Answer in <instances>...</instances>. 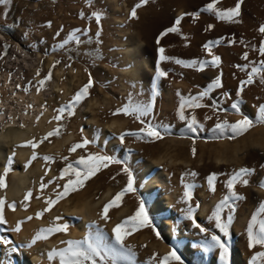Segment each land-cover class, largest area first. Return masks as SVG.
Masks as SVG:
<instances>
[{
	"label": "rangeland",
	"instance_id": "374dc122",
	"mask_svg": "<svg viewBox=\"0 0 264 264\" xmlns=\"http://www.w3.org/2000/svg\"><path fill=\"white\" fill-rule=\"evenodd\" d=\"M138 3L140 0H11L8 5H0V100L5 91H14L11 97H16L13 85L16 78L19 80L17 91L35 92L44 98L42 103L49 110L44 127L49 128L45 132V128H39L22 145L28 141L38 142L58 126L60 128L59 135L48 137L35 149L22 146L30 151L22 170L30 180L26 193L31 192V196L28 200L24 196L20 201H9L5 194L1 195L6 199L3 215L7 223L0 225V264H22L26 256H37L40 259L38 264H59L58 259L50 262L48 253L62 249L60 241L65 235L74 234L82 221L79 213L66 210L72 211L74 205L78 206L88 198L94 205L100 202L96 216L83 227V240L101 230L106 242L114 244L113 228L133 216L143 200L160 235L158 238L152 227H142L126 236L123 243L134 253L132 264H160L178 241L181 245L179 254L185 264H220L219 251H206L202 242L210 241L212 234L220 235L215 220L210 217L228 194L227 180L240 168L254 169L255 172L249 178L248 186L235 187L245 199L235 202L230 236L225 238L230 246L229 264H248L255 253L264 251L260 246L249 250L247 238L249 222L264 201V189L258 186L264 180V167H261L264 165V123L257 122L258 108L264 104V83L257 78L237 95L251 66L264 59L258 52L261 41H264V34L258 31L264 25V0H243L240 15L235 17L238 22L217 20L214 13L202 11L213 0H148L147 4L136 9V16L132 18V9ZM236 3L237 0H220L215 7L226 10ZM94 12L102 14L99 25L94 18L89 19ZM193 14L198 17L194 18ZM181 16L183 18L176 25ZM49 22L50 27L47 26ZM209 25H212L211 29ZM173 26L178 32L161 36ZM74 29L89 30L87 35L80 36L85 42L79 46L70 42L63 49L58 48L57 45ZM97 31L101 33L99 43ZM135 38L144 44L141 60L147 62V74L140 73L133 78L131 72L137 66L132 59L133 62H125L124 50L136 44L138 39ZM213 41L220 43L212 44L209 54L205 45ZM160 48L164 49L163 55L171 59L161 61ZM245 53L247 60L242 59ZM212 56L220 57L219 66H207L202 71L175 63L176 59L211 61ZM245 65L248 68L241 70ZM158 67L166 76L157 78ZM59 71V90H51ZM89 75L93 84L87 96L76 105L72 116L65 113L58 124L53 119L58 114L57 109L72 101L88 84ZM218 75L222 87L201 99L202 107H186V119L180 120L177 115L180 96L198 97ZM46 77L50 78L37 92L38 82ZM153 89L158 95L153 96ZM130 96L138 102L152 103V113L145 119L168 126L167 132L160 129L162 138L137 139L126 135L121 144L119 137L122 133H135L143 127L130 115L114 114L129 102ZM213 102L218 107L214 108ZM233 103H239L240 114L234 113ZM244 116L251 119L254 126L242 135L233 137L230 131L222 132L215 127L218 122L235 123ZM192 117L197 121L195 130H190L187 124ZM67 138L71 139L64 143ZM82 138L95 142L70 153L71 146L81 143ZM33 152L36 159H32ZM89 153L112 156L121 163L102 168L81 188L70 192L44 212L48 207L45 200H54L69 179L68 176L59 179L61 171L69 162L81 156L86 158ZM9 157H12L11 170L5 177L4 188L9 186L16 169L15 155ZM43 157L52 160L45 161ZM158 160L160 163L151 167V163ZM5 166H0V170ZM124 167L133 174L135 191L124 195L118 208L109 210L107 220L101 219L104 206L127 185L128 177L122 171ZM193 172L197 174L195 177L190 175ZM3 173L4 170L0 171V175ZM160 174L164 186L157 183L152 191H145L151 180ZM213 174L216 177L214 192L208 185V177ZM41 183L47 187L41 189ZM185 184L194 185L191 200L187 203L183 202ZM159 199L167 205L163 212L156 213L152 205ZM8 204H14L15 210H10ZM189 206L195 209L193 219L206 232L202 233L193 226V220L187 218ZM17 209L23 211L19 217H16ZM37 213L43 214L37 218ZM228 215L229 209L225 207L221 219L227 222ZM56 217L61 219L56 221ZM262 218L258 216V220ZM18 222L20 231H13ZM38 222L49 227L67 223L70 227L67 233L55 232L28 247L42 229L37 226ZM5 240L10 243H3ZM48 240L54 245L47 246ZM13 248L16 251H12Z\"/></svg>",
	"mask_w": 264,
	"mask_h": 264
},
{
	"label": "snow or ice",
	"instance_id": "6c2138e0",
	"mask_svg": "<svg viewBox=\"0 0 264 264\" xmlns=\"http://www.w3.org/2000/svg\"><path fill=\"white\" fill-rule=\"evenodd\" d=\"M220 0H213V3H210L206 6L205 9L202 11H208L211 13H214L217 20H223L225 22H238L235 20V17H238L240 15V8L241 4L243 3V0H237V3L234 7L221 10L215 7V4L219 3ZM11 3V0H0V5H8ZM148 3V0H140V3L136 4L131 12V17L135 18L136 16V9L144 6ZM81 18H84V14L81 13ZM194 18L198 17V14H193ZM95 19L97 25L100 24V21L102 19V14L100 12H94L89 19ZM183 17L177 18L175 24L178 25L180 23V20ZM47 26H51V23ZM212 25H209L208 28L211 29ZM88 29H84L83 31L81 29H74L69 35L57 45L58 48L63 49L65 46H67L70 42H74L77 46H79L81 43H84L85 41H82L80 36L81 35H87ZM258 31L261 34H264V25H261V27L258 29ZM168 32H178V28L173 26L171 28H168L164 33H161V36L166 35ZM100 31H97L96 37H97V43H99V36ZM59 35V33H57ZM90 42V41H88ZM157 43H159V38L157 40ZM220 41H213L209 44L205 45V48L209 51V54H211V47L212 44H219ZM243 43V42H242ZM160 60H168L171 59L169 57H166L163 55L164 49L160 48ZM259 55L261 57H264V41H261L259 48H258ZM247 53L244 54L242 59L247 60ZM175 63L183 66V67H194L198 71H202L205 67L211 66V67H218L220 64V57L218 56H212L211 61H183L176 59ZM248 68V65H245L243 69L245 70ZM39 74V73H37ZM166 76V73L161 71L159 67L157 68V78ZM50 77H46L44 80H41L38 82L37 92H39L47 79ZM259 78L261 83H264V59L259 61L258 64H253L251 66V70L247 72V79L244 81H241V87L237 92V95L239 96L243 88L247 85H250L255 82V80ZM93 80L91 76L89 75V81L88 84L84 86L79 92L76 93V95L72 98V101L62 106L60 109H57V115L53 117L55 121L59 122L63 119V116L65 113L70 117L74 114V109L76 105L87 96L89 88L92 87ZM222 87L221 84V77L218 75L207 87V89L200 92L198 97H189L185 98L183 96H180L179 93H177L178 96H180V107L178 109L177 115L178 118L182 121L186 119L184 115V110L186 107L189 108H198L202 107L203 105L199 103L201 99L208 96L209 93L216 89ZM25 92H27V88L25 89ZM158 95V92L156 89H153V96ZM227 96V93L224 94ZM213 107H218L215 102H213ZM231 108L233 109L235 114H240L241 109L239 103H233L231 105ZM153 110V105L151 102L145 104L142 102H138L132 99V97H129V102L122 106L120 109H117V112L114 114H123L126 116H132L136 121H139L142 123L143 127L135 133H122L119 137L121 144L124 142V138L126 135L135 136L137 139H143L145 137L151 138L153 140L162 138L161 134V128H163L164 132L168 131V126L163 125H156L150 120H146ZM37 120H39V117H37ZM257 122L258 123H264V104L260 105L258 108V115H257ZM188 128L190 130H195V127L197 125V121L195 117H192L190 120L187 121ZM254 126L253 121L249 119L247 116H244L242 119L237 120L235 123H229L228 121L218 122L216 124V129L221 130L222 132L224 130L230 131L232 133L233 137L239 136L247 132L250 128ZM60 134V128L59 126L54 129L52 132H49L46 136L42 137L40 141L33 142L28 141L26 145H19V146H31L33 149H35L38 145V143H43L44 140H47L48 137L59 135ZM94 140H89L86 138H82L81 143H76L71 146L69 149V152H75L77 149L80 148H86L89 144H93ZM15 153L13 152V156ZM32 159H36L35 152H33ZM45 161H51V157H43ZM65 160H67V157H64ZM11 163H12V157H9L8 164L5 166L3 175H0V189H3L6 187L5 184V177L11 170ZM31 163V160L29 161V164ZM111 163H121V161L117 160L116 158L108 155H104L101 153H89L87 157L84 156L79 157L77 160L73 162H69L66 167L61 171L59 179H63L65 176H68L69 179L63 186V191L56 193V198L53 199H46L45 203L48 205L43 211L47 212L50 210V208L59 200L65 198L70 192L76 191L79 188H81L84 183L91 179L94 175H96L97 172H99L102 168L108 167ZM27 167V165H26ZM261 167H264L262 165ZM124 174L127 175V185L124 189H122L119 193L116 194V196L109 201L108 204H106L103 208V211L101 212V219L107 220L108 219V212L112 208H118L120 206L121 199L124 195H126L129 192L135 191L134 189V179L133 174L129 170L128 167H124L122 169ZM254 169L249 168H240L239 170L235 171L229 179L226 182V187L228 189V194L220 201V203L216 206L215 211L213 212L212 217L210 219L215 220V227L219 230L220 235L212 234L210 241L202 242V244L205 247L206 251H219V262L220 264H229V255H230V246L228 239L229 234V227L233 220L232 213L235 212V202L242 201L245 199L244 196L238 194L235 191V187L237 185L241 186H248L250 184V177L254 174ZM47 174V173H45ZM192 177H195L196 173H190ZM72 177H75L74 179ZM216 177L215 174L208 177V185L210 191H215L214 187V181ZM261 189H264V180H261L259 185ZM47 187L46 184L41 183L40 188L44 189ZM194 185L192 184H185L184 185V193H183V202L187 203L191 200L192 197V189ZM31 196V192L27 193L25 195V200H28ZM39 198V197H37ZM5 205V199L3 197H0V225L6 224L7 221L4 218L3 215V207ZM7 207L10 210H15L14 204H8ZM26 207V205H25ZM198 207V206H197ZM227 207L229 209V215L227 218V222L223 221L221 219V211ZM187 212V218L193 220V226L200 229V231L206 232V229L201 227L199 224L195 222L193 219V213L195 212V209L191 206L188 207L186 210ZM43 213H37V218H39ZM258 216L264 217V201H262L258 207L257 213H255L249 222V226L247 229V238H248V247L249 250H251L253 247L260 246L261 248H264V218L258 220ZM28 219H32V217H29ZM61 218L56 217V221H59ZM55 224V222H53ZM70 225L67 223L59 225V226H50L46 229H41L37 232V234L33 237L31 243L28 245V247H31L32 244H35L37 240L40 239H47L48 236L54 234L55 232H64L67 233L68 228ZM142 227H152L153 232H156L157 237L159 238V233L157 232L156 228L153 225V221L150 219L148 215V208L145 201L141 200L139 202V206L133 216L128 217L126 220L122 221L121 223L117 224L112 232L114 236V244H109L104 239L101 230H97L94 236H86L84 240H66L62 241L66 245V247L62 249H53L48 253V260L51 262L54 259H58L59 264H107V262H110V264H132V257L134 256V253L132 252L131 247H124V239L127 235H130L133 231L139 230ZM13 231L19 232L20 231V223L18 222L16 227L13 229ZM5 244L10 243L9 241L5 240L2 241ZM180 242H177V245L172 248L171 251L161 260L160 264H185L182 256L179 254L180 252ZM12 251H16L15 248L12 249ZM155 258V257H154ZM248 264H264V251L255 253L249 260Z\"/></svg>",
	"mask_w": 264,
	"mask_h": 264
},
{
	"label": "bare ground",
	"instance_id": "6f19581e",
	"mask_svg": "<svg viewBox=\"0 0 264 264\" xmlns=\"http://www.w3.org/2000/svg\"><path fill=\"white\" fill-rule=\"evenodd\" d=\"M132 37L131 39H133ZM136 39L138 38H135V40ZM136 41L137 42L135 45L133 46L131 45L130 48L127 47L128 49L124 50L125 51L124 55L126 60L125 62H127L128 60L129 61L133 60L136 63L135 65L137 66L131 72L133 78H135L140 73H142L143 75L147 74L145 69V67L147 66L146 65L147 62H145L144 59L141 60V57L143 55L142 47H144V44L141 41H139V39ZM138 59H140L141 61ZM59 73L60 71L56 74L55 81L51 85V90H59L60 87L58 84ZM13 85L16 92L15 95L16 97L14 98L11 97V95L13 96L14 91L11 93L9 91H5V93L3 94L0 100V166L1 168H3L6 164V161H8L7 160L8 157L12 155L14 152L16 158V169H15V173L9 180V186L7 188L0 189V197H2L1 196L2 194H5L6 198L9 201L10 200L20 201L27 194L26 188L28 187L27 186V184L29 183L28 181H30L28 175L24 174V171L22 170L24 166V162L27 159L30 151L19 145H22L25 141H27L29 137H31L39 128H41L40 130L45 128L44 122L47 119L49 110H47V108L43 105L42 101L44 98H42V96L37 95L35 92H30L26 94L24 92L21 93L17 91L16 87L19 86V80L17 78L14 80ZM31 103L33 104V106L30 105ZM37 117H39V120H37ZM113 125L114 124H112V126ZM48 128L49 126L43 129L44 132L47 131ZM70 139L71 138H67L64 141V143H66ZM160 161L161 160L152 162L151 167L157 165L158 163H160ZM19 168L21 169V171H19ZM3 170L4 169H1L0 171L2 172ZM37 171L40 170L37 168ZM38 173L40 174V172ZM157 183L160 184L161 186H164V180L162 178V174H160L156 178H153L151 182L145 187V191L147 192L152 191L154 187H156ZM108 195L109 193L105 195L103 199L107 198ZM88 199H85L84 201L82 200L81 203L79 202L80 204L78 206L74 205L75 206V207L73 206L74 208L71 207L72 211L68 209L66 210V212L69 211L72 213H79L82 217V221L79 222L80 226L77 228V231L74 234L70 236L65 235L64 240H61L60 242L66 240H81V241L83 240V236H84L82 232L83 227L87 221L91 220L93 217L96 216V209H97L96 207L100 202L99 201L94 205V203L91 200L89 201ZM166 205L167 204L163 199H159L158 201L153 203L152 208L156 213H160L163 212V210H165ZM22 213H23L22 209L19 210L17 209L16 217L21 216ZM37 226L41 227L42 229H46L49 227L48 224L46 223L44 224L40 222L37 223ZM56 243L58 244V242H55V244ZM62 244H63L62 248L66 247L64 243ZM53 245H54L53 241H49V240L47 241V246L51 247ZM39 260L40 259L37 256L35 257L26 256L22 260V264H38Z\"/></svg>",
	"mask_w": 264,
	"mask_h": 264
}]
</instances>
